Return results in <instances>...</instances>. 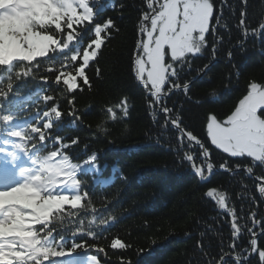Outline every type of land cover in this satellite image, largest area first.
<instances>
[{
  "label": "snow or ice",
  "instance_id": "snow-or-ice-1",
  "mask_svg": "<svg viewBox=\"0 0 264 264\" xmlns=\"http://www.w3.org/2000/svg\"><path fill=\"white\" fill-rule=\"evenodd\" d=\"M20 2L0 0V19L13 20L21 14L28 17V23L23 28H10L0 38V133L3 134L0 155L4 156L0 179L9 185L0 188L6 198L4 207L0 208V221L5 226V230L0 232V264H62L58 258L70 256L78 249L87 252L90 248H94L97 254L88 256L89 264H102L98 258L100 253L106 257L103 264H111L105 247L88 240L77 241L76 237L96 238L92 226L98 222L110 227L109 220H114V216L99 220L93 216L87 227L81 221L77 228L71 230V240L66 233L53 227V220L58 215L72 218L79 215L78 212L65 211V205H70V209L91 208L92 212L96 211L88 200V192L82 191L80 177L98 171L94 164L98 156L93 152L82 163L74 162L68 150L80 144L79 138L68 140L58 133L53 135L52 130L65 115L59 98L63 97L71 106L76 99L71 94L84 92L85 86L92 87L86 70L93 66V62L99 63L101 49L120 29L112 17L99 19L98 0H38L48 6L49 13L44 18L26 13L19 7ZM223 7L224 3L221 2L218 7L216 0H145V7L138 18L131 57L133 78L145 90L149 109L158 108L163 114V125H160L156 115H153V120L157 127L167 128L170 125L175 130L178 141L176 152L178 155L184 152L181 163L189 162L201 182L207 181L214 172V164L209 159L210 151L192 130L183 125L178 112L173 115L174 110L165 101L177 92H183L191 99V81L182 77L192 72H195L193 79L208 75L210 63L193 69V58L202 55L208 48V34L212 33V59H215V34L223 19ZM245 15L241 12L236 26L243 37L237 40L236 46L240 48H243L249 35L264 36V22L250 31ZM86 35L88 39L85 43ZM232 54L229 50V59ZM96 75H100L98 67ZM236 75L239 76V70ZM28 80H40L50 89L52 84L57 86L51 92L44 90L41 100L45 106L37 107L30 117L25 116L27 108L13 110L10 103L12 97H19L21 83ZM245 92L226 118L220 119L215 114L207 116L206 136L216 149L232 158L221 162L219 169L254 176L258 181V193L264 198V83L249 82ZM212 95L217 97L215 92ZM117 110L127 117V97L116 105L108 106L106 117L116 121ZM67 115L74 122H82L74 107H70ZM97 127L102 134L111 135L103 123ZM185 140L189 149L193 143L199 146L198 155L202 157L199 163L196 154L184 151ZM87 148L88 145H84L83 150L86 152ZM257 168L261 170L260 174H255ZM25 190L38 197L34 205L18 199ZM205 195L231 217L229 251L224 252L221 243L220 255H209L206 264H215L216 261L218 264H251L253 256L258 257V264H264V245L260 243V237L264 236V219L258 220L256 212H252V225L240 224L239 220L244 217L230 206L225 192L213 187ZM85 200L88 203L82 204ZM46 201L57 202L59 206L52 208L39 222H33V209ZM18 216L23 218L22 225L17 220ZM197 246L203 253L200 241ZM108 247L116 251L119 264H132L131 259L122 255L132 249L130 240L116 236Z\"/></svg>",
  "mask_w": 264,
  "mask_h": 264
},
{
  "label": "trees",
  "instance_id": "trees-1",
  "mask_svg": "<svg viewBox=\"0 0 264 264\" xmlns=\"http://www.w3.org/2000/svg\"><path fill=\"white\" fill-rule=\"evenodd\" d=\"M27 2L25 12L41 17L34 8L36 2ZM216 2L218 7L223 2L224 7L221 25L217 26L218 32L215 34V59H212V33L208 34V48L202 55L193 58V69L210 63L208 75L193 79L195 72H192L182 77L191 81V99L183 92H177L165 101L174 110L173 115L178 112L183 125L192 130L210 151L209 159L214 164V172L207 181L201 182L189 162L181 163L184 152L181 151L179 155L176 152L178 141L175 130L170 125L167 128L157 127L153 115L163 125V114L158 108L149 109L145 90L134 80L131 72L138 18L145 7V0H98L99 19L102 21L112 17L120 31L113 33L111 41L101 49L99 63L93 62V66L86 70L92 87L89 89L85 86L84 92L71 94L76 97L71 106L63 97L59 98L65 115L52 130L53 135L58 133L68 140L79 138L80 144L68 150L74 162L82 163L87 155L93 152L97 154L98 160L94 164L98 171L80 177L83 181L82 191L88 192V200H91L96 211L92 212L91 208L70 209V205H65V211L71 210L79 215L75 218L58 215L53 220V227L58 232L66 233L71 240V230L77 228L81 221L87 227L93 216L98 220L114 216V220H109L110 227L98 222L92 226L96 238L76 237L77 241L88 240L105 247L111 264H119L116 251L108 247L116 236L132 242V249L122 253L131 259L132 264H206L209 255H220L221 243L224 252L229 251L231 217L205 195L213 187L228 195L230 206L244 217L239 220L240 224L251 226L252 212H256L258 220L264 219V198L258 193V181L244 172L219 169L221 162L232 158L216 149L206 136L208 115L226 118L239 98L246 94L249 82L264 83V36L249 35L243 48L236 46L237 40L243 38L236 27L241 12L246 13L245 20L250 31L258 28L264 22V0ZM43 5V8L47 6ZM13 23L14 19H0V30L4 26H15ZM27 23L28 17L22 26ZM87 39L86 35L85 43ZM229 50L233 53L231 59L228 57ZM97 67L100 69L99 76L96 75ZM237 70L239 76L236 75ZM56 87L51 85V89ZM46 89L51 92L49 86L40 80L22 82L19 97H12L10 101L13 110L27 108L25 116L34 115L37 107L45 106L41 96ZM213 92L219 98L213 97ZM56 95L59 97V93ZM125 97L128 101L127 117L117 110L116 121L107 118L105 109L118 104ZM70 107L77 110L82 122H74L67 115ZM101 123L110 131V136L98 130L97 126ZM0 139H3L2 133ZM84 145H88L86 152ZM183 148L196 154L197 163L202 160L198 155L199 146L193 143L189 149L185 140ZM3 167L4 156L0 155V168ZM260 172L259 168L255 170V174ZM88 200L82 201V204H87ZM48 213L45 211L42 216L35 215L33 222H39ZM17 220L22 225L23 218L18 216ZM4 230L2 223L0 232ZM198 241L202 243L203 253L201 247L197 246ZM260 243L264 245V236L260 237ZM93 254H97L94 248L87 252L78 249L76 253L58 259L62 264H89L88 256ZM98 258L102 264L106 259L103 253L98 254ZM251 264H258V257L253 256Z\"/></svg>",
  "mask_w": 264,
  "mask_h": 264
},
{
  "label": "rangeland",
  "instance_id": "rangeland-1",
  "mask_svg": "<svg viewBox=\"0 0 264 264\" xmlns=\"http://www.w3.org/2000/svg\"><path fill=\"white\" fill-rule=\"evenodd\" d=\"M25 3V0H21L20 2V5H24ZM38 3L35 5V9L38 8ZM23 20H24V17L23 16H18L17 18L14 19V25L15 26H4V28H2L0 30V38L3 37V34L5 33L6 30L10 29V28H23L24 26L23 25ZM49 175H51V173H49ZM40 183H43V181H40ZM18 199L24 201L26 204H35L36 203V200L38 199V197L32 192V191H29V190H25L24 193H22ZM5 202H6V198L2 195L0 196V208L3 207L5 205ZM56 206H59L57 202H48L46 201L45 203L39 205L38 208H34V212H35V215L37 216H42V214L45 212V211H50L52 208L56 207ZM12 210V209H10ZM23 224V223H22Z\"/></svg>",
  "mask_w": 264,
  "mask_h": 264
}]
</instances>
